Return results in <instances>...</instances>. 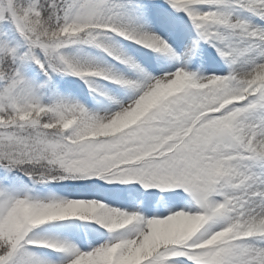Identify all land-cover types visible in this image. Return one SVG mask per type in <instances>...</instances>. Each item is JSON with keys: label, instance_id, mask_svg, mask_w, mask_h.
Instances as JSON below:
<instances>
[{"label": "snow or ice", "instance_id": "1", "mask_svg": "<svg viewBox=\"0 0 264 264\" xmlns=\"http://www.w3.org/2000/svg\"><path fill=\"white\" fill-rule=\"evenodd\" d=\"M0 264H264V0H0Z\"/></svg>", "mask_w": 264, "mask_h": 264}]
</instances>
